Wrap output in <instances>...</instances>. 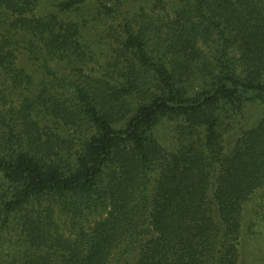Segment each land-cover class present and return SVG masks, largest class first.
Instances as JSON below:
<instances>
[{"label":"trees","instance_id":"16d2710c","mask_svg":"<svg viewBox=\"0 0 264 264\" xmlns=\"http://www.w3.org/2000/svg\"><path fill=\"white\" fill-rule=\"evenodd\" d=\"M255 195L264 0H0V264H264Z\"/></svg>","mask_w":264,"mask_h":264},{"label":"rangeland","instance_id":"374dc122","mask_svg":"<svg viewBox=\"0 0 264 264\" xmlns=\"http://www.w3.org/2000/svg\"><path fill=\"white\" fill-rule=\"evenodd\" d=\"M255 120V113H251L246 116L242 123L246 126H250ZM263 207L264 199L257 195L251 196L245 203L244 215L242 217L244 224L243 235H245L248 229L251 228L254 236V241H242L241 243L246 258H258L264 251V246H262L264 245V216L262 215L261 210Z\"/></svg>","mask_w":264,"mask_h":264}]
</instances>
